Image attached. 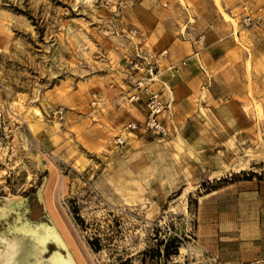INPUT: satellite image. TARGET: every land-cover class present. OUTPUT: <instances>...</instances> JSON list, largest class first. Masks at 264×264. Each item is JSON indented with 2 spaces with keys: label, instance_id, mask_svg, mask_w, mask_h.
<instances>
[{
  "label": "rangeland",
  "instance_id": "obj_1",
  "mask_svg": "<svg viewBox=\"0 0 264 264\" xmlns=\"http://www.w3.org/2000/svg\"><path fill=\"white\" fill-rule=\"evenodd\" d=\"M241 5L0 0V239H20L15 260L52 224L38 195L44 184L77 264H141L146 250L144 264H219L212 239L264 221V17L243 23ZM217 16L233 32L216 48L226 52L197 53L207 73L191 101L178 103L167 82L166 132L147 129L144 101L123 97L126 32L136 27L141 48L153 51L164 29L192 42ZM166 55L156 54L162 76L175 75ZM129 122L137 127L125 129ZM169 237L178 253L155 257L173 250ZM54 251L65 253L49 239L43 258Z\"/></svg>",
  "mask_w": 264,
  "mask_h": 264
},
{
  "label": "crops",
  "instance_id": "obj_2",
  "mask_svg": "<svg viewBox=\"0 0 264 264\" xmlns=\"http://www.w3.org/2000/svg\"><path fill=\"white\" fill-rule=\"evenodd\" d=\"M258 1L259 0H223V4L228 5L230 8H234L240 3L255 5ZM220 20L219 16L213 19V23H211L209 29L199 35L196 41H186L184 40L185 35H182L180 32L176 33L171 29H164L156 36L152 49L158 55H160V52L166 51L167 55L164 56L163 62L172 63L182 60L185 61V66L175 75H169L166 71L163 74V79L172 87L175 99L178 103L191 101V99L195 97L199 89V82L203 80L204 73H207L206 68L203 67L201 62L197 59V53L217 52L222 54L226 52L225 49L221 50L220 48H216L220 45L219 43L222 41L223 37L232 39L233 32L231 29H226V24L219 23ZM218 27H221V29H218ZM222 27H224L226 31ZM186 42H188V44H186ZM200 49L201 51H198ZM190 52L194 53V55H191ZM223 66H225V69L230 70L231 66L229 64ZM218 69L220 68H217V70ZM236 70H239V68H236ZM227 76L234 77L235 75L232 73L230 75L229 73ZM219 80L222 79L219 78ZM251 197L254 201L258 199L255 195H251ZM248 229V233H245L243 227H238V225L234 224L228 231H231V233H229V235L227 234L226 237L223 238L224 240L219 241L221 237H218V235L215 240H211L210 249L216 254L220 262L219 264L247 263L264 258V221L261 223H250Z\"/></svg>",
  "mask_w": 264,
  "mask_h": 264
},
{
  "label": "built area",
  "instance_id": "obj_3",
  "mask_svg": "<svg viewBox=\"0 0 264 264\" xmlns=\"http://www.w3.org/2000/svg\"><path fill=\"white\" fill-rule=\"evenodd\" d=\"M264 7L258 5L256 7L243 3L241 5V21L248 25H256L260 23L264 17ZM140 36L139 30L134 27L126 32L127 41L132 43V54L127 55L125 75L127 80L125 84L123 97L128 103L144 101L145 103V126L147 129L165 134L166 129L159 120V114L164 108L169 107L168 100H165L164 93L170 87L166 80L163 79L162 70L160 69L159 61L156 54L152 50L142 49L137 42ZM166 54V51L160 52ZM185 65V61L171 63L166 70L173 74L180 70ZM210 78L207 76L205 85L209 84ZM95 98V95H94ZM96 99H93V103ZM53 114L59 120H62L65 110L62 106L53 110ZM1 116V113H0ZM125 129H135L137 124L129 122ZM238 264H264V258L255 261Z\"/></svg>",
  "mask_w": 264,
  "mask_h": 264
},
{
  "label": "bare ground",
  "instance_id": "obj_4",
  "mask_svg": "<svg viewBox=\"0 0 264 264\" xmlns=\"http://www.w3.org/2000/svg\"><path fill=\"white\" fill-rule=\"evenodd\" d=\"M44 187H45V184H44V186L39 188L38 195H39V199L43 203L44 208L47 211V214H48L52 224L48 225L47 227L44 228L43 233H41L36 238V241H35V244L33 245V248H31V250L27 253V255L24 257V259L22 258V259L15 260V257L17 256L19 250H21L20 249L21 248L20 239L11 238V239H8V240L4 241V238H1L2 241H4L5 245H4V247L2 249H0V264H10V263H13V264H24V262H27L28 264H77L79 262V261L78 262L75 261V259L72 256L70 250L68 249V247L69 248L71 247V242H70V240H69V238L67 236V233L65 231L66 229L65 230L63 229L61 223L59 222V220L55 216V213H53V211L51 210L50 203L48 202L49 200H47L48 197L45 196ZM6 208H7L6 206H3V207L0 208V212H1L0 215H5ZM56 227L59 229V231L57 230ZM12 228H13V226H12ZM31 231L33 233L37 234L36 231H34V230H31ZM7 232H8V230H7ZM49 239L54 240L65 251V253H62L61 251H54V252H52L49 255L48 259L45 260L43 258V251H44L45 245H46V243L48 242ZM74 253H75V251H74ZM44 256H46V255H44Z\"/></svg>",
  "mask_w": 264,
  "mask_h": 264
},
{
  "label": "trees",
  "instance_id": "obj_5",
  "mask_svg": "<svg viewBox=\"0 0 264 264\" xmlns=\"http://www.w3.org/2000/svg\"><path fill=\"white\" fill-rule=\"evenodd\" d=\"M168 240H169V241H167L168 243H169V242L172 243L173 250L170 251V249H169V247H168V244H167V245H165V246L163 247L162 252L155 250V257H156V256H163L165 259H167V258H169L172 254H176V253H178V248H179V246H180V241H179L177 238H175V237H169ZM147 253H151V250H146V251H144V252L142 253V254H143V257H142V259H141V264H144L145 256L147 255ZM149 257H150V258H153V256H152L151 254L149 255ZM125 262H126V260H125ZM125 262L120 261V262H118V263H114V264H125Z\"/></svg>",
  "mask_w": 264,
  "mask_h": 264
}]
</instances>
